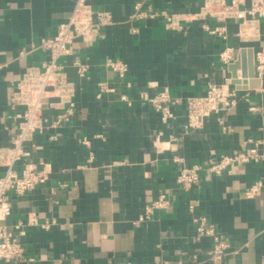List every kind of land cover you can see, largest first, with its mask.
Here are the masks:
<instances>
[{
    "label": "crops",
    "instance_id": "1",
    "mask_svg": "<svg viewBox=\"0 0 264 264\" xmlns=\"http://www.w3.org/2000/svg\"><path fill=\"white\" fill-rule=\"evenodd\" d=\"M76 2L0 0V146H9L19 130L16 113L23 107L12 108L13 82L49 57L41 41L68 20ZM204 2L89 0L94 11L110 12L112 23L92 46L74 41L73 52L61 60L76 86L72 120L35 132L25 144L28 154L17 168L46 166L50 173L28 194L11 195L5 224L24 225L20 242L26 259L9 264H215L209 256L213 239L197 238L191 206L231 242L222 264H264V186L252 198L244 194L264 177V157L220 175L203 170L199 183L187 190L176 182L183 167H206L222 154L256 147L264 155V75L255 69L264 22L258 23L260 40L244 41L240 20L228 23L223 39L205 30V20L171 29L162 17L135 16L165 10L188 17ZM226 47L232 48L229 62L221 58ZM111 57L128 63L125 77L104 66ZM76 58L90 65L84 78L73 65ZM101 81L113 90L98 97ZM225 83L238 90V103L218 109L197 129L186 128L185 102L173 106L168 123L145 103L165 88L185 99ZM4 171L0 165V177ZM162 193L168 194L167 208L139 222L146 205ZM30 216L37 225L28 224Z\"/></svg>",
    "mask_w": 264,
    "mask_h": 264
},
{
    "label": "built area",
    "instance_id": "2",
    "mask_svg": "<svg viewBox=\"0 0 264 264\" xmlns=\"http://www.w3.org/2000/svg\"><path fill=\"white\" fill-rule=\"evenodd\" d=\"M138 9L139 6L136 7V10ZM135 16L162 17L166 27L171 29H180L183 21L205 20V30L223 39L228 37V23L231 20H240L239 37L244 41L260 40L258 23L264 22V0H205L201 8L188 17L165 10H149L139 12ZM210 19L214 20L215 24L209 23ZM111 23L110 12L94 11L89 0H77L68 20L59 24L55 34L44 37L41 41L40 46L49 53V57L42 64L29 67L21 78L13 82L12 108L23 107V110L16 113L19 130L13 136L11 144L0 146V165L5 167L0 177V263L9 264L26 259L25 247L20 242L24 225L17 224L10 229L5 224L13 209L11 195L24 196L49 179L50 172L46 166L39 168L26 165L17 168V163L28 154L25 144L31 140L35 132H43L47 128H60L65 122L71 121L76 113V86L68 77L66 66L61 60L73 52L74 41L80 40L85 46H92L101 30ZM231 51L232 48L229 47L222 50L223 61H230ZM73 65L80 77L87 76L90 69L88 62L76 58ZM104 66L120 78L129 72L128 63L118 58L106 59ZM255 69L258 76L264 75V44L255 53ZM112 90L106 81H101L98 83L97 96L101 97L104 92ZM238 101V90L228 83L210 84L205 94L188 96L185 99L173 97L168 88L145 99L146 104L160 112L164 123L174 118L173 106L185 102L188 129L200 128L212 113L221 108H233ZM49 109L58 110V113L47 116L45 110ZM82 143L88 145L89 140L84 138ZM263 157L256 147L233 155L222 154L206 167L202 164L183 167L177 175L176 182L187 190L199 183L203 170L220 175L229 167L260 161ZM263 186L264 177L247 188L244 194L247 198H252L260 194ZM168 204V194H160L156 200L146 205V212L140 217L139 222L151 218L157 210L166 209ZM189 210L196 224L197 238L209 236L213 239L209 256L215 264H222L231 251V242L205 215L197 214L194 206ZM28 224L37 225L38 220L30 216ZM41 226L48 228L47 224Z\"/></svg>",
    "mask_w": 264,
    "mask_h": 264
},
{
    "label": "water",
    "instance_id": "3",
    "mask_svg": "<svg viewBox=\"0 0 264 264\" xmlns=\"http://www.w3.org/2000/svg\"><path fill=\"white\" fill-rule=\"evenodd\" d=\"M253 74H254V73H253ZM233 82H235V83H239V81H238L237 79H235V78H234V81H233Z\"/></svg>",
    "mask_w": 264,
    "mask_h": 264
}]
</instances>
